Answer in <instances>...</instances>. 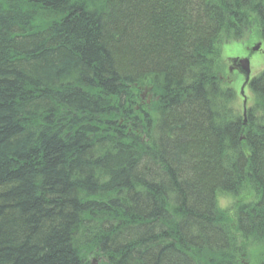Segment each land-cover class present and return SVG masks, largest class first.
Masks as SVG:
<instances>
[{
  "label": "trees",
  "instance_id": "trees-1",
  "mask_svg": "<svg viewBox=\"0 0 264 264\" xmlns=\"http://www.w3.org/2000/svg\"><path fill=\"white\" fill-rule=\"evenodd\" d=\"M251 37L264 0H0V264H264Z\"/></svg>",
  "mask_w": 264,
  "mask_h": 264
},
{
  "label": "rangeland",
  "instance_id": "rangeland-1",
  "mask_svg": "<svg viewBox=\"0 0 264 264\" xmlns=\"http://www.w3.org/2000/svg\"><path fill=\"white\" fill-rule=\"evenodd\" d=\"M257 40L258 39L256 37H251L250 39L225 43L222 47L221 59L224 65L222 79L225 83L232 85L236 89L237 100L235 102V106L238 107L240 111H242L241 109L243 108V96L239 94L240 87L243 82V77L242 75L240 76L237 72L229 71L230 60L247 57L249 59L250 77L257 75L261 70L264 69V43H261L260 48L257 51H251V47L254 43L257 42ZM244 94L246 99L245 107H247L251 101L252 96L247 87L244 88ZM230 203L231 199H220V204L224 208H228L230 206ZM92 259L93 258H91V261ZM239 264H253L250 257L247 256L245 251L242 253L241 263Z\"/></svg>",
  "mask_w": 264,
  "mask_h": 264
},
{
  "label": "water",
  "instance_id": "water-1",
  "mask_svg": "<svg viewBox=\"0 0 264 264\" xmlns=\"http://www.w3.org/2000/svg\"><path fill=\"white\" fill-rule=\"evenodd\" d=\"M261 43L258 42L256 44H254V46L251 48V51H256L259 49ZM231 66L235 67L239 73L241 75H243L244 77V81L243 84L241 86V90H240V94L243 95L244 94V86L249 82V78H250V67H249V59L247 57L245 58H241V59H232L231 60ZM232 68L229 67V70H231ZM245 103H246V99L244 98L243 101V105H244V117H245Z\"/></svg>",
  "mask_w": 264,
  "mask_h": 264
},
{
  "label": "bare ground",
  "instance_id": "bare-ground-1",
  "mask_svg": "<svg viewBox=\"0 0 264 264\" xmlns=\"http://www.w3.org/2000/svg\"><path fill=\"white\" fill-rule=\"evenodd\" d=\"M32 12L33 11H30V13H32ZM223 45H222V47H223ZM138 93H139V100H138V102L140 104H143V103L149 104L151 102V100L154 98L153 95H152V93L148 92V90H146V89L145 90H142V89L138 88ZM92 263L93 264H97L95 258L92 259Z\"/></svg>",
  "mask_w": 264,
  "mask_h": 264
},
{
  "label": "flooded vegetation",
  "instance_id": "flooded-vegetation-1",
  "mask_svg": "<svg viewBox=\"0 0 264 264\" xmlns=\"http://www.w3.org/2000/svg\"><path fill=\"white\" fill-rule=\"evenodd\" d=\"M232 72H236V70L235 69H233V71Z\"/></svg>",
  "mask_w": 264,
  "mask_h": 264
}]
</instances>
